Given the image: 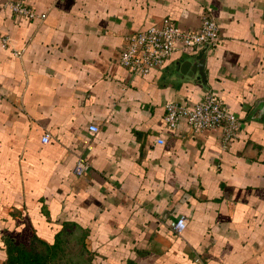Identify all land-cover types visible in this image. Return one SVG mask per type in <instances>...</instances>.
Returning a JSON list of instances; mask_svg holds the SVG:
<instances>
[{
    "label": "crops",
    "instance_id": "obj_1",
    "mask_svg": "<svg viewBox=\"0 0 264 264\" xmlns=\"http://www.w3.org/2000/svg\"><path fill=\"white\" fill-rule=\"evenodd\" d=\"M24 1L43 16L0 0V264L9 243L72 244L83 264H264V0ZM204 12L221 39L200 77L175 67L199 46L144 75L117 62L124 35ZM207 89L239 119L224 149L218 127L162 119Z\"/></svg>",
    "mask_w": 264,
    "mask_h": 264
},
{
    "label": "built area",
    "instance_id": "obj_2",
    "mask_svg": "<svg viewBox=\"0 0 264 264\" xmlns=\"http://www.w3.org/2000/svg\"><path fill=\"white\" fill-rule=\"evenodd\" d=\"M3 4L15 15L23 17H42L37 14L24 0H3ZM220 35L215 18L207 12L200 15L196 27L181 26L168 17L148 27L124 35L118 49L116 60L131 74L144 75L152 69L160 67L171 53L181 47H212L219 43ZM7 35L0 34V45L6 46ZM180 118H184L191 133L208 131L219 128L218 145L224 149L236 136L239 119L228 110L222 99L209 89L205 90L199 100L189 104L175 101L163 103L162 119L165 125L175 126ZM88 129L95 131L97 126L89 124ZM46 134L41 136L47 141ZM89 162L77 157L72 168L73 173L80 174L87 169ZM184 215L178 216L171 228L176 234L185 226Z\"/></svg>",
    "mask_w": 264,
    "mask_h": 264
},
{
    "label": "trees",
    "instance_id": "obj_3",
    "mask_svg": "<svg viewBox=\"0 0 264 264\" xmlns=\"http://www.w3.org/2000/svg\"><path fill=\"white\" fill-rule=\"evenodd\" d=\"M28 248L29 247L19 246L16 243L7 244L4 264H47L45 254L41 257L37 253H34V248H32V253L26 250ZM57 248L59 247L55 244L53 247H48L47 250H45V253L48 251V257H50V259L53 257V253L58 251Z\"/></svg>",
    "mask_w": 264,
    "mask_h": 264
},
{
    "label": "rangeland",
    "instance_id": "obj_4",
    "mask_svg": "<svg viewBox=\"0 0 264 264\" xmlns=\"http://www.w3.org/2000/svg\"><path fill=\"white\" fill-rule=\"evenodd\" d=\"M63 247L57 248V252L55 251L53 254V257L50 259L48 257V251L45 253V250L42 247H33L35 249L34 253H37L42 257V255L45 256V260H47V264H83L82 262L86 259L79 260L78 258L75 259V253L73 249V245L71 244L70 247L68 245L66 246V243L63 244ZM67 247V249L65 248ZM28 252L32 253V247L30 246L28 249H26ZM82 261V262H81Z\"/></svg>",
    "mask_w": 264,
    "mask_h": 264
},
{
    "label": "water",
    "instance_id": "obj_5",
    "mask_svg": "<svg viewBox=\"0 0 264 264\" xmlns=\"http://www.w3.org/2000/svg\"><path fill=\"white\" fill-rule=\"evenodd\" d=\"M206 46H202L196 52H188L182 60L175 62V67L181 74L191 75V71L194 73L197 71L199 77L202 75L201 68L203 63V52Z\"/></svg>",
    "mask_w": 264,
    "mask_h": 264
}]
</instances>
